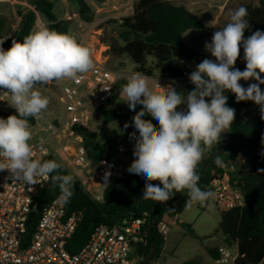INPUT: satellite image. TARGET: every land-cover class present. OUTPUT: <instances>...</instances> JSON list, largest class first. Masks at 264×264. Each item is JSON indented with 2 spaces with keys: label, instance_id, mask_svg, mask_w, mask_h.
<instances>
[{
  "label": "clouds",
  "instance_id": "obj_1",
  "mask_svg": "<svg viewBox=\"0 0 264 264\" xmlns=\"http://www.w3.org/2000/svg\"><path fill=\"white\" fill-rule=\"evenodd\" d=\"M247 15L246 7L240 6L231 13L230 22L205 42V51L215 59L203 58L190 72L188 79L194 87L186 95L175 87L160 85L161 91L154 92L148 86L149 78L140 72L127 77L121 94L126 98L123 102L135 112L132 125L136 129L129 133L134 140L135 159L127 171L145 180L144 199L163 202L187 190L185 207L193 203L211 206L215 193L201 190L196 169L234 121L235 109L227 105L225 92L233 93L236 102H254L264 120V91L260 87L264 85V31L256 30L245 39L244 32L250 27ZM3 42L0 41V87L11 95L9 105L17 114L0 118V171L7 170L15 181L28 185L37 178L50 179L52 188L60 189L59 199L67 204L74 195L75 178L61 174L63 166L55 160L33 158L28 118L39 117L49 105V99L34 90L38 85L63 79L79 82L94 70L91 50L74 36L47 26L31 32L22 42L13 40L7 50ZM241 45L246 62L243 71L234 67ZM241 80L256 83L245 88ZM137 105H143L138 112ZM146 115L156 120L158 127L144 119ZM129 126L124 125L125 129ZM261 145L264 146V134ZM260 155L264 156V151ZM213 162L224 166L219 154ZM107 178L106 173L105 183Z\"/></svg>",
  "mask_w": 264,
  "mask_h": 264
},
{
  "label": "trees",
  "instance_id": "obj_2",
  "mask_svg": "<svg viewBox=\"0 0 264 264\" xmlns=\"http://www.w3.org/2000/svg\"><path fill=\"white\" fill-rule=\"evenodd\" d=\"M71 1H74L78 8L79 17L85 22H91L94 18L91 3L101 5L105 0ZM28 3L32 8L16 10L19 21L11 34H9L7 17L0 16V40L4 41L2 47L5 50L12 46L13 40L22 42L24 37L33 31L38 15L48 28L71 35L69 23L58 18L54 12L55 0H28ZM241 6L246 7L248 11L245 19L249 20L250 25L244 32V38H248L256 30L264 31V0H252ZM106 25L110 26L114 35H104L100 42L108 45L110 55L129 57L135 64L134 73L140 72L146 77L159 75L167 79H180L188 77L194 69L192 59H195L197 63L201 62L199 52L187 45L182 36L189 29L204 30L205 26L195 13L173 0H136L131 14L120 19H110ZM240 56L244 57L242 45ZM205 57L215 59L207 52L203 58ZM243 62L244 59L239 62L238 69ZM245 67L246 64L243 70ZM239 83L241 84L242 80ZM251 83L256 81H245L243 87L247 88ZM122 85L123 82L115 88L113 98L106 105L94 108L95 113L107 122L118 121L124 116L113 107ZM260 87L264 91V85ZM226 96L228 97L227 105L235 109V118L226 134H221L220 143L211 149L209 156L202 163L198 164L196 169L200 176L198 186L201 190H210L213 173H226L225 167L230 164L238 166L236 178L241 184L237 186L244 203L220 212L218 230L214 235L221 232L227 246H236L238 256L233 264H263L264 156L260 153L264 151V146L261 145L264 120H261L259 107L254 102H236L233 93ZM142 107L143 105H137L136 112ZM184 107L186 105H181V108ZM128 114L132 119L135 112L128 107ZM9 115L15 114L5 112L0 107V118L6 119ZM28 119L30 124L33 123L31 117ZM144 119L152 120V123L158 127V122L150 115H146ZM75 131L82 136L87 155L94 164L108 154L109 144L101 143L94 131L81 125L75 126ZM217 150L218 152L214 154ZM217 154L224 161L223 167H218L213 162ZM45 160H55L60 163V160L52 155L42 159V161ZM207 165L208 168L205 170ZM60 171L61 174H71L64 166ZM72 176L75 178L74 195L65 206L69 214L75 213L78 216V222L75 232L69 239L70 252L75 253L85 245L94 228L99 224L116 225L141 218L145 222L143 240L137 243V253L141 257L139 264H142L147 257H149L147 264L160 259L164 252L166 237L158 232L157 224L165 216L173 217L185 208L186 204L170 212L167 206L185 199L187 190L163 202L146 200L142 197L145 180L134 174L114 179L105 188L103 200L98 201L77 177ZM59 197L60 189L58 187L53 189L51 181L33 197L27 223L28 239L33 234L43 207ZM197 206L202 211L207 207L199 203ZM154 219L155 223H153ZM182 226L191 236L199 238L190 224L182 223ZM210 254L213 259V263L210 264H215L217 249L211 250ZM181 264L201 263L192 259Z\"/></svg>",
  "mask_w": 264,
  "mask_h": 264
},
{
  "label": "built area",
  "instance_id": "obj_3",
  "mask_svg": "<svg viewBox=\"0 0 264 264\" xmlns=\"http://www.w3.org/2000/svg\"><path fill=\"white\" fill-rule=\"evenodd\" d=\"M98 42V35L92 33L91 29L85 28L82 31L79 43L91 50L94 70L84 74V78L79 82L70 79V83L65 86H61L59 81L55 82L61 87L65 105L64 116L59 121L58 118L52 119L42 111L39 117H31L32 137L29 143L33 148L34 159L42 161L49 155L55 158L63 157L78 180L96 200L102 201L105 188L114 179L134 174L127 171L132 160L119 161V157L127 152V148L122 144L116 146V155H104L94 164L87 155L82 136L75 131L77 125L88 127L91 111L99 105H106L113 98L115 88L121 82L124 85L127 77L131 75L120 69L109 68L104 56L106 50H98ZM96 52H99L98 58ZM151 77L152 91H161L159 85L167 87L159 81L167 78L156 75ZM81 87L84 88L82 91ZM6 91L7 89L0 87V106L5 112L17 114L15 108L9 105L11 95ZM225 169L226 173L212 174L209 186L215 193L212 201L223 210L244 203L237 186L241 184L236 178L238 166L230 164ZM106 173L108 183H105L104 179ZM49 181L50 179L37 178L33 185H28L24 181H15L7 170L0 171V264L140 263L137 243L143 240L144 219L136 218L116 225L99 224L85 245L72 253L68 249V243L76 230L78 216L75 213L69 214L65 203L59 198L43 207L33 234L28 239L27 223L33 197ZM157 230L165 237L168 234L169 225L164 219L158 222ZM237 256V250L232 253L226 246H219L214 263L233 264Z\"/></svg>",
  "mask_w": 264,
  "mask_h": 264
},
{
  "label": "rangeland",
  "instance_id": "obj_4",
  "mask_svg": "<svg viewBox=\"0 0 264 264\" xmlns=\"http://www.w3.org/2000/svg\"><path fill=\"white\" fill-rule=\"evenodd\" d=\"M25 1H21L20 3L14 2L13 0L0 1V16L7 17L9 22V34H11L16 28L19 21L16 10L19 8L30 7L28 0ZM173 1L176 3L183 2L185 7L189 11L195 13L204 24L208 22L202 11H199L200 8L205 6L204 3L208 4L207 0ZM248 1L249 0H231L226 11L221 17V21L230 22L231 13L238 9L240 4ZM134 2H136V0H105L101 5H95L91 3L92 11L94 13V18L91 22H85L79 17L77 10L78 8L75 6V2H72L71 0H55L54 12L58 18L69 23L71 34L76 38L78 43L82 31L85 28L91 29L92 33L98 35L99 42L96 45L98 50H106L104 52V56L107 58V66L109 68L120 69L126 73L132 74L134 73L135 66L133 61L125 55L120 57H114L110 55L108 52V45L102 44L100 39L104 35H114L110 26L106 25V22L113 18L120 19L131 14ZM195 2H197V4L193 5ZM107 7L110 8L106 9ZM97 10H99L98 13L96 12ZM40 19L37 17L36 25L45 26L44 21ZM192 30L195 32H187L188 34L186 33L187 35L183 36L184 41L187 43V45L196 48L199 53L206 52L204 47L206 40L198 39V41H191L190 37H192V33H196V37L199 36V38H203L207 34L201 30ZM98 54L99 52H96V58H98ZM261 75L264 76V74ZM148 78V86L151 90L153 78ZM159 81L161 83H165L164 79H159ZM243 82L244 81L242 80V84ZM59 83L61 86H65L70 83V79L60 80ZM185 84L186 82L183 80H171V82H169L170 88L175 87L177 91H181L183 85L185 86ZM60 85L53 82L52 84L46 86L38 85L34 89L39 91L42 96L49 99V105L43 112L52 119L58 118L59 121L62 120L65 110ZM83 89L84 88L81 87V91ZM125 99L126 98L123 97L120 92L116 102L113 104V107L124 115L122 119L118 121L107 122L99 117L95 113V109H93L90 113L88 122V128L98 135V140L101 143L109 144L108 155H116V146L119 144H122L127 148V152L119 157L120 162H125L128 159L129 154L133 151L132 144L134 141L129 138V133H131L133 130L136 131L134 125H132V119L128 114V105L123 102ZM87 100L88 97L86 96L85 101ZM3 103H5V101ZM3 103H1V105ZM1 109L3 110V108ZM126 123L130 125L127 129L124 127ZM215 145L216 144H214L211 149ZM211 149L205 153L204 158L199 163H202L209 156ZM58 159L60 160V163L76 177L71 167L63 160V157L58 156ZM222 210L223 209L221 207L212 201L211 206H207L203 211L197 206V203H193L191 207L183 208L173 217L165 216L164 221L169 225V231L165 238L164 252L161 254L160 259L153 262L157 264H181L184 261L193 259L201 264H210L213 263V259L209 254V249L215 247L216 245L226 246L232 253H235L237 250L236 246H227L224 243V235L221 232H218L214 235V233L218 230L220 212ZM182 223L190 224L195 233L199 235V238L191 236L182 226Z\"/></svg>",
  "mask_w": 264,
  "mask_h": 264
},
{
  "label": "crops",
  "instance_id": "obj_5",
  "mask_svg": "<svg viewBox=\"0 0 264 264\" xmlns=\"http://www.w3.org/2000/svg\"><path fill=\"white\" fill-rule=\"evenodd\" d=\"M8 1H11V0H8ZM14 2H18L20 3L21 1L23 2L24 0H13ZM189 1V0H188ZM252 0H249L248 2H250ZM231 2V0H207V3L208 4H205L204 3V7L203 8H200L199 11H202V13L205 15L206 19L208 20L207 23H203L205 28L204 30H201L203 31L204 33H206L207 35H205L203 38H199L196 37V33H192V37H190V40L191 41H198V39H203V40H206V41H210L211 40V37H212V33L216 30H219L220 28H223L227 25V23L229 22H226V21H221V17L222 15L224 14V12L226 11L229 3ZM248 2H245V3H248ZM179 4H183V2L179 3ZM197 2H195V4L193 5H196ZM244 4V3H242ZM240 4L239 7L242 5ZM184 5V4H183ZM185 6V5H184ZM110 7H107L106 9H109ZM39 19H40V16H38ZM41 20V19H40ZM45 25V24H44ZM43 26V25H42ZM35 24L34 26V29L33 31L35 30H38L40 27ZM32 31V32H33ZM195 32L194 30L190 29V30H187L183 36L187 33V32ZM72 35V34H71ZM73 36V35H72ZM183 36H182V39H183ZM184 41V39H183ZM185 42V41H184ZM186 43V42H185ZM187 44V43H186ZM105 47V46H103ZM196 49V48H195ZM197 50V49H196ZM198 51V50H197ZM206 54V52L204 53H199V60H202L203 56ZM243 59L242 56H239V58L237 59V62L236 64L234 65L235 68H237L239 62ZM192 62V60H191ZM194 66V65H193ZM159 77V75H157ZM263 76V75H262ZM171 80H174V81H177V80H183L184 82H186L185 86L183 85L182 87V90L184 92V94L186 95L188 91H190L194 86L189 82V79L188 77L186 78H180V79H167L165 80V85L168 87L169 86V82H171ZM245 81L243 82L242 86L244 85ZM135 131V130H133ZM134 145V143L132 144V146ZM135 157L133 156V151L129 154V157H128V160H134ZM219 246L221 245H216L215 247L209 249V254H210V251L211 250H216ZM211 255V254H210ZM212 257V256H211Z\"/></svg>",
  "mask_w": 264,
  "mask_h": 264
},
{
  "label": "water",
  "instance_id": "obj_6",
  "mask_svg": "<svg viewBox=\"0 0 264 264\" xmlns=\"http://www.w3.org/2000/svg\"><path fill=\"white\" fill-rule=\"evenodd\" d=\"M192 63H193V65H194V68H195V66L198 64L197 61H196L195 59H192ZM245 64H246L245 61L241 64V66H240V68H239L241 71L243 70ZM230 93H231V92L228 91V92H225L224 95H228V94H230ZM223 134H226V131L223 132ZM217 152H218V150H217L214 154H216ZM213 156H214V155H213ZM213 156H212V157H213ZM207 168H208V165L206 166L205 170H206ZM187 200H188V197H186V198L183 199V200L178 201V202H177L176 204H174V205H168V206H167L168 211H170V212L176 211L180 206L186 204ZM153 223H155V219L153 220ZM148 261H149V257H147V258L143 261L142 264H147Z\"/></svg>",
  "mask_w": 264,
  "mask_h": 264
}]
</instances>
